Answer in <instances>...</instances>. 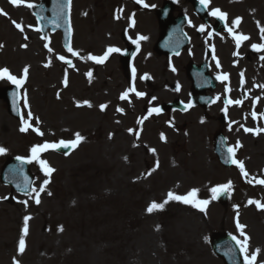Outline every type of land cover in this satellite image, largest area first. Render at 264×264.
Wrapping results in <instances>:
<instances>
[{
    "label": "rangeland",
    "instance_id": "obj_1",
    "mask_svg": "<svg viewBox=\"0 0 264 264\" xmlns=\"http://www.w3.org/2000/svg\"><path fill=\"white\" fill-rule=\"evenodd\" d=\"M25 1L36 3L37 0H22L23 3ZM113 1L96 7L94 13L98 19L97 24L89 13L87 18H82L81 14L80 18L76 16L77 31L81 27V42H77V49L74 47L73 51L78 55H72L73 68L60 71L54 68L59 65L60 55L49 54L44 44L39 42L33 30L34 20L32 17L30 19L27 13L29 8H12L8 0H0L3 12L7 13L6 16L2 15L3 22L0 23L3 29L0 31V45H3L2 53L0 51V67L9 66L14 72H17L21 65L28 68L27 95L31 96L30 105L27 103L25 107L27 98L23 99L20 104L21 112L25 119H29L31 113V119L37 120L36 126L40 132L46 131L40 144L30 131L16 133V121L8 116L4 102H0V115L4 116L6 124H9L7 132L3 131L0 125V147L6 149V153L0 155V168L6 156L28 157L37 176L33 190L39 192L44 181H49L44 186V191L39 192V204L36 203L35 192L22 199L34 208L28 216L30 219L27 222L26 235L23 234L25 218H21L11 209H8L7 213L5 209L10 207L8 204L3 207V213L0 215V264H222L208 247V235L226 232L242 240L243 237L236 227L237 222L244 226L243 232L249 237L248 254L251 256L256 253L255 264H264V213L254 208L255 203L249 204V201L264 204L262 185L255 182L259 188L255 187L254 190L249 186L254 184L253 179H264V131H261L264 130V118L260 115V119L248 117L245 120V113H248L253 98H256V101L260 99V111L264 105V87H261L264 85V59H261L264 51H260L259 91L256 92L258 89L253 88L245 103L240 104L238 110L243 114L238 120L233 116L230 118L226 112L228 120L232 119L231 121L237 123L231 127L224 125L226 130H230V147L237 149L245 161L246 165L242 161L243 167L248 175H251L248 181L252 183L246 180L248 175L239 174L234 168L224 170L216 163L210 149L213 126L196 127L197 131L201 132H197L198 135L191 132L190 127L178 130L181 143L192 156L184 153L181 159L190 166L189 169L185 170L177 165L174 168L170 165L174 164L172 157L179 152L174 151L175 145L169 146L161 136L163 134V137H173V134L168 132L172 129L166 122L173 119L181 124L186 114L181 116L179 112L168 111L167 108L164 114H134L138 105L144 103L120 98V91H124L126 84L120 74L122 69L118 71L117 58L110 61L104 72L102 69L90 71L88 68L92 64L89 57L96 55L100 50L96 44L98 31L109 30L113 36L111 29L115 28L119 36L122 29L121 24L112 26V23H109ZM242 1L238 6L224 0H216V4L229 13L233 22L240 16H246L247 10L255 7L253 4L256 0ZM74 7L76 12H82L86 8V0H74ZM13 13L18 16L16 20L10 17ZM13 22L21 25L23 30L17 29ZM259 26L260 44H264V33L261 32L264 28V6L260 7ZM138 29V34L142 35L145 28ZM53 42L54 40H51L50 49ZM111 42L119 44L116 39ZM155 56L164 60L157 54ZM14 57L18 60L15 61ZM85 60L88 61L87 64ZM153 63L155 60L147 63V66L138 64L143 72L141 75L154 78L162 75L158 70L151 68ZM157 63L164 66L163 61ZM24 69L17 74L23 75ZM87 75L94 76L92 83ZM97 76L105 79L99 86V91ZM164 83L150 85L146 82L148 86H144L145 90L148 89L155 96V100L153 97V101L146 103L147 106L157 105L158 102L165 103L164 107L172 106L169 100L178 98L173 86H159ZM4 88L0 85V90ZM223 89L226 90L221 85L217 89V95L219 94L221 99L225 96ZM97 92L100 96L103 94L97 100L99 106H106L103 111L96 108ZM241 94L247 93L239 90L234 92L236 96ZM230 95L231 93L228 94ZM85 102L93 104L89 107ZM78 104L80 106H77ZM237 105L239 104L233 107ZM215 108L217 113L226 110L225 107L220 108L217 105ZM197 115L198 112H194L186 118L197 122ZM150 116L152 118H149ZM84 117L92 118L94 122L88 123ZM147 119L150 120L148 124ZM211 120L218 121L214 123L216 129L223 128L219 117L212 116ZM251 122L256 125L252 127ZM246 128L252 131L246 132ZM158 131L161 133L157 137ZM77 133L83 140L66 155H59L55 148H48L42 150L37 159H31V149L34 146L57 144L65 139L74 141ZM110 136L112 138H109ZM133 139L150 145V155L147 153V156H151L158 166L149 158L144 164L135 160L140 155L144 156V153L142 149L132 147ZM253 146H260L257 155L260 157V163L254 158L257 152ZM198 153L200 162L195 161ZM41 160L54 169L50 175H45L39 163ZM145 170L147 175H144ZM225 185L230 187L227 189L229 200L224 207L217 203L216 195L213 198L211 190L223 188ZM193 190H196L194 202H209L204 212L192 204L180 201L170 200L164 203L168 200L170 192L186 196ZM7 196L8 191L0 186L2 204H5L4 197ZM153 202L164 206L148 213L147 209ZM36 210L43 212L42 219L36 217ZM22 235L25 250L19 253L18 244Z\"/></svg>",
    "mask_w": 264,
    "mask_h": 264
},
{
    "label": "snow or ice",
    "instance_id": "obj_2",
    "mask_svg": "<svg viewBox=\"0 0 264 264\" xmlns=\"http://www.w3.org/2000/svg\"><path fill=\"white\" fill-rule=\"evenodd\" d=\"M137 3H142L143 0H136ZM200 4L207 7L210 3V0H199ZM9 3L12 4L13 6H21V3H22V0H9ZM23 6L25 7H28V8H33L35 7V5H33L32 3H28V2H25L23 4ZM145 7H147V5H143ZM0 15H7V13L3 12V10H0ZM211 15L212 16H215V17H219L221 20L225 19V16L226 14L223 13L221 10L219 9H215L211 12ZM15 24V22H13ZM240 23V18H237L235 21H234V24L238 25ZM15 26L17 27V29L19 30H23L21 25L19 24H15ZM37 31H39V29H36ZM200 31H203V28L199 29ZM261 32L264 33V28L261 29ZM27 38V37H25ZM147 39L146 37L144 36H139L138 37V40H145ZM249 39V37L247 36H243V35H240L238 37H236V40H237V45H239L240 41H243V40H247ZM262 39H264V35H262ZM45 48H48V44H45L44 45ZM0 47H3V45H0ZM22 47H26V45H22ZM254 50H257V51H264V44H260L259 46L258 45H253L252 46ZM49 51H51V49L49 48ZM120 50L117 49V48H109L107 50V52L104 54L103 57H94V56H90L89 58L94 60L96 63H103L109 54L111 53H114V52H119ZM68 52H70L73 56H76L78 55L77 52L73 51L72 48H68ZM60 60L62 61H65V63H71L70 61H66L65 60V57L64 56H60L59 57ZM261 59H264V56L261 57ZM46 67L48 65H45ZM219 66V65H218ZM135 70H133L134 72ZM28 73V68L26 67L24 69V74L25 76L27 75ZM89 75H91V73H89ZM6 78L7 80L11 81L13 84H15L17 87H20L22 85V83L24 82V80L22 78H17L16 76L14 75H11L9 73V71L7 69H0V79H4ZM224 79H227V77L225 76ZM66 83V82H65ZM261 87H264V85H262ZM136 95L138 97H142L144 95V93H141V92H136ZM128 96V93L125 92L122 96H121V99H125L126 97ZM236 104H239L241 103L240 101H235ZM85 104H88V102H85ZM77 106H80L79 104ZM89 107H91L90 104H88ZM25 107H27V102L25 100ZM106 106L104 105H101V110L103 111L105 109ZM118 111H122L121 109H118ZM151 111H156L158 112L159 109H151ZM253 118L255 119L256 118V114L253 113ZM29 119H31V113H29ZM22 124L24 126H22L20 128V131L21 132H25L28 130V127H30V125L28 124L27 121H23L22 119ZM35 131H37V134L39 135H42V133L39 132L38 129H34ZM246 132L248 131H252L251 129H245ZM261 131H264V130H261ZM139 134L137 133V136ZM111 138V136L109 137ZM161 139H164L163 137V134L161 136ZM83 140V137L80 136L79 133L75 134V140L74 141H70V142H65L63 140H61L58 144H44V145H39V146H34L32 149H31V153H32V157L31 159H37L38 158V154L44 150V149H48V148H60V147H63L65 149H74L76 146H78V144ZM154 151V150H152ZM228 152L229 154L231 155L233 153V149L232 148H229L228 149ZM6 153V149L3 148V147H0V155H4ZM18 160L21 161V163H29L31 162V160L29 159H23V158H20V157H17ZM234 164H236L239 168H240V171L241 173L244 175V176H247L248 173L245 171L244 167H243V163L242 162H239V161H236L235 159H233L232 161ZM42 169L44 170L45 172V175H50L54 169H52L51 167H48L46 162L45 161H39ZM155 169H153L154 171ZM49 181L48 180H45L43 185H41L40 189H39V192H43L44 191V186L47 185ZM256 183L258 184H261V185H264V179H261V180H257ZM230 187V185H225L223 186V188H213L211 191L213 193V198H215V195L222 191V190H227L228 188ZM33 192H35V196H36V203L39 204V192H36V190H32ZM49 195H51V193L49 192L48 193ZM196 196V190H193L191 192H189L186 196H180V195H174L173 193H169L168 194V200H166L164 203H167L168 201L170 200H175V201H180V202H183L185 204H192L194 207H197L199 208V210L201 212H204L205 211V206L209 203L207 200H204V201H195L194 202V197ZM23 203H27L26 201L23 202ZM252 203H255L256 204V207L260 210H264V204H261L259 202H255V201H249V204H252ZM164 206V204H157L155 202H153L147 209V212L148 213H152L154 210H159V209H162ZM30 218L29 217H25V225H24V229H23V234L26 235L27 234V231H28V226H27V222ZM237 229L239 230L240 232V235L243 237V239H237L235 236L232 237V239L235 241L236 245L238 246L239 250H240V253L242 254L243 256V260H244V264H255V261H256V256L257 254L256 253H253L251 256L248 254V240H249V237L247 235L244 234L243 232V228L244 226L239 224V222H237V225H236ZM62 230V229H61ZM25 250V240L23 238V235L21 236L20 240H19V244H18V251L19 253H23ZM15 264H18V262H15Z\"/></svg>",
    "mask_w": 264,
    "mask_h": 264
},
{
    "label": "bare ground",
    "instance_id": "obj_3",
    "mask_svg": "<svg viewBox=\"0 0 264 264\" xmlns=\"http://www.w3.org/2000/svg\"><path fill=\"white\" fill-rule=\"evenodd\" d=\"M142 19H143V22L150 21L151 25H154V23H153V21H152V19L150 17H147V16L143 15ZM84 120L88 121V123H91V121L94 122V119H92V118L89 119L87 117H84ZM6 123H7L6 118L4 116L0 115V124L3 126L4 129H6ZM190 130H191V132H196V133L199 132V131H197L196 127H190ZM175 132L176 131L171 132V134H173V137L170 136V135L166 136L165 137V141L167 142V144L169 146L171 144L175 145V150L174 151H178L179 152L178 154H176V158H177L178 161H180L182 159L184 153L187 156H192V154H189V151L184 147L183 143H181V141H180V139L178 137V134H176ZM199 133H201V132H199ZM196 135H198V133ZM134 144L138 147V149H142V151L144 153V156L140 155L137 158H135V160L137 162L141 161L144 164L148 160L147 158H149L151 160V157L147 156V153L149 152L147 147H145L143 144L138 143L136 141H134ZM195 151H197V150H195ZM199 156H200V153H198V157L195 159L196 162H200L201 161V157H199ZM179 163H181V166H184L185 168H188L187 164H185L183 162H179ZM185 165H187V166H185ZM145 173H146V170H145ZM32 211L33 210L31 209V206L27 205L24 208H22L21 210L18 209L17 213H20L23 217H28L31 214ZM2 213H3V210H2V208H0V215ZM35 214H36V217H38L39 219H42V215H44L43 212L40 211V210H36Z\"/></svg>",
    "mask_w": 264,
    "mask_h": 264
}]
</instances>
